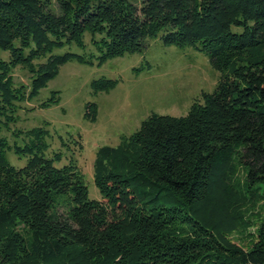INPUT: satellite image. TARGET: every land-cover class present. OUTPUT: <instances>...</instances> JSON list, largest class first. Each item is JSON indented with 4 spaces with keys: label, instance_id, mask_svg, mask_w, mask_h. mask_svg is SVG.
<instances>
[{
    "label": "trees",
    "instance_id": "1",
    "mask_svg": "<svg viewBox=\"0 0 264 264\" xmlns=\"http://www.w3.org/2000/svg\"><path fill=\"white\" fill-rule=\"evenodd\" d=\"M86 33L99 65L160 39L207 54L222 75L187 116L154 114L99 150L102 200L76 165L48 156L47 130L34 128L22 146L4 135L62 66L95 63L55 54L84 48ZM0 51L10 53L0 57V264H264V215L247 248L232 240L264 210V0H0ZM19 66L30 85L15 83ZM115 86L93 83L96 93Z\"/></svg>",
    "mask_w": 264,
    "mask_h": 264
},
{
    "label": "rangeland",
    "instance_id": "2",
    "mask_svg": "<svg viewBox=\"0 0 264 264\" xmlns=\"http://www.w3.org/2000/svg\"><path fill=\"white\" fill-rule=\"evenodd\" d=\"M90 33L84 36L85 47L73 43L55 51L56 55L76 54L99 56ZM97 40L101 36L96 37ZM0 57L10 59L9 52ZM45 61V60H44ZM221 72L213 68L209 56L194 49L166 46L160 39L150 42L143 54H128L99 65L71 61L62 66L58 76L48 83L32 102L21 104L18 121L4 130L11 146L24 145L34 128L49 132L48 156L61 155L58 166L73 163L89 189V196L102 200L94 181V166L98 152L105 146L118 147L137 132L150 116L185 117L195 103L203 101L204 94L215 93ZM17 85H30L31 74L19 66L14 71ZM101 80L116 82L109 92L96 93L93 83ZM59 92L60 103L43 109L41 104ZM95 105L97 118L86 117L89 107ZM20 132V133H19ZM20 137H17V135ZM9 161L17 168L26 165L14 152H8ZM262 205L249 216L253 226L248 233H234L235 244L247 248L246 234L255 233L263 219Z\"/></svg>",
    "mask_w": 264,
    "mask_h": 264
}]
</instances>
